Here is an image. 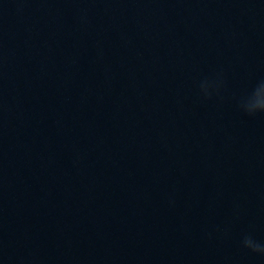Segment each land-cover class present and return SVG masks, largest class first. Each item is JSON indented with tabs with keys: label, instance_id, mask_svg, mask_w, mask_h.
<instances>
[{
	"label": "water",
	"instance_id": "water-1",
	"mask_svg": "<svg viewBox=\"0 0 264 264\" xmlns=\"http://www.w3.org/2000/svg\"><path fill=\"white\" fill-rule=\"evenodd\" d=\"M254 90L264 0H0V264H264Z\"/></svg>",
	"mask_w": 264,
	"mask_h": 264
},
{
	"label": "clouds",
	"instance_id": "clouds-1",
	"mask_svg": "<svg viewBox=\"0 0 264 264\" xmlns=\"http://www.w3.org/2000/svg\"><path fill=\"white\" fill-rule=\"evenodd\" d=\"M201 87L207 93V89L209 87H211V85L206 83V84L202 85ZM255 90H256V88H255ZM255 90H254V92L252 93V95L250 97H248L245 101H243L241 103V107L245 111H247L248 114H250V115H255L256 112H258V111L264 112V104H261V105L256 106V107H250V106L246 105V102L253 98ZM242 243H243V245L246 248H249V249H251L254 252L264 253V245H262L259 242L255 241L251 236H245L243 241H242Z\"/></svg>",
	"mask_w": 264,
	"mask_h": 264
}]
</instances>
